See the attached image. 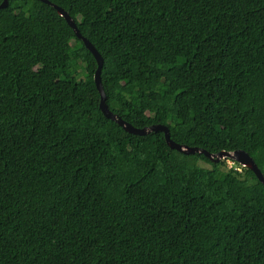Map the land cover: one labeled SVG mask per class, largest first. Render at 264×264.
<instances>
[{
	"label": "trees",
	"instance_id": "16d2710c",
	"mask_svg": "<svg viewBox=\"0 0 264 264\" xmlns=\"http://www.w3.org/2000/svg\"><path fill=\"white\" fill-rule=\"evenodd\" d=\"M49 1L113 114L264 175V0ZM97 68L53 6L0 10V264H264L255 173L126 132Z\"/></svg>",
	"mask_w": 264,
	"mask_h": 264
},
{
	"label": "water",
	"instance_id": "95a60500",
	"mask_svg": "<svg viewBox=\"0 0 264 264\" xmlns=\"http://www.w3.org/2000/svg\"><path fill=\"white\" fill-rule=\"evenodd\" d=\"M40 1L53 6L57 10L58 14L62 16L63 18H65L68 25L74 30L76 36L84 42V45L86 46V48L95 57L97 64H98V68L95 73V84L101 95L100 109L106 118L119 124L126 132L130 134L138 135V136H147V135H150L151 133L163 132L168 146L172 150H176L186 155L203 154L208 159H210L212 162H215V163H219L220 161L225 160V159L233 160L239 163L242 167H245L253 171L255 175L257 176V178L259 179V181L264 184V175L262 171L259 169L256 162L249 155V153L245 152L244 150H237L235 152L223 151L218 154H211L210 152L204 149L198 148V147H188V146L177 144L171 139L170 129L165 125L159 124V125H153L150 127L139 129L127 123L122 118H119L117 115L113 114V112H111V110L109 109V106L106 103V94H105L102 80H101L102 68L104 66L103 57L100 55L97 49L93 46V44L85 36H83L80 29L78 28L76 21L72 19V17L70 16L68 12H66L63 8L51 3L49 0H40ZM8 6H9V0H4L3 3L0 5V10L5 9Z\"/></svg>",
	"mask_w": 264,
	"mask_h": 264
},
{
	"label": "rangeland",
	"instance_id": "374dc122",
	"mask_svg": "<svg viewBox=\"0 0 264 264\" xmlns=\"http://www.w3.org/2000/svg\"><path fill=\"white\" fill-rule=\"evenodd\" d=\"M227 165H228L229 167H232L233 163H232L231 161H227Z\"/></svg>",
	"mask_w": 264,
	"mask_h": 264
}]
</instances>
